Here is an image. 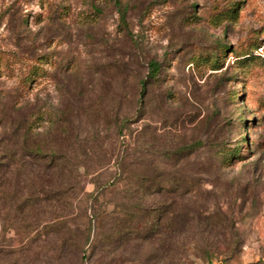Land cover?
Returning <instances> with one entry per match:
<instances>
[{
    "label": "rangeland",
    "instance_id": "374dc122",
    "mask_svg": "<svg viewBox=\"0 0 264 264\" xmlns=\"http://www.w3.org/2000/svg\"><path fill=\"white\" fill-rule=\"evenodd\" d=\"M0 264H264V0H0Z\"/></svg>",
    "mask_w": 264,
    "mask_h": 264
},
{
    "label": "trees",
    "instance_id": "16d2710c",
    "mask_svg": "<svg viewBox=\"0 0 264 264\" xmlns=\"http://www.w3.org/2000/svg\"><path fill=\"white\" fill-rule=\"evenodd\" d=\"M150 71H151V77L152 78H156L157 75L159 74L160 72V65L158 63H151L150 65ZM40 152V149L38 150V153ZM237 152H239V149L238 147H236L235 149H229V150H222L220 151V156L222 158V165H228L230 164V161H232L234 158H236L237 156ZM52 160H55L56 158V154L55 152H52L50 154ZM77 185V183H75ZM169 186V185H168ZM164 189V188H162ZM97 199V197H95ZM93 199V198H92ZM94 199V201L96 200ZM151 211V210H149ZM162 218H160L159 220H156V222L154 224L151 225V227H148L151 231H152V235H155L156 233L159 232V230L161 229V222ZM101 221V220H100ZM130 224H131V227H130V230L134 229V222H135V218H130ZM141 226H143L141 224ZM136 229V228H135Z\"/></svg>",
    "mask_w": 264,
    "mask_h": 264
}]
</instances>
